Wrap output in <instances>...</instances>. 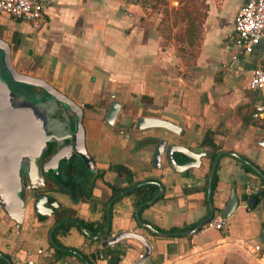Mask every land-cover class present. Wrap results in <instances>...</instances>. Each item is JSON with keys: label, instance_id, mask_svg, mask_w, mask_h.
Masks as SVG:
<instances>
[{"label": "crops", "instance_id": "crops-1", "mask_svg": "<svg viewBox=\"0 0 264 264\" xmlns=\"http://www.w3.org/2000/svg\"><path fill=\"white\" fill-rule=\"evenodd\" d=\"M41 1L43 16L35 25L0 13V37L8 42L11 63L20 71L42 77L74 102L84 103L85 146L101 170L91 174L88 188L76 201L48 189L58 202L54 212L66 207L84 220H100L110 195L107 183L126 184L121 171L108 167L121 163L131 170L133 180L152 176L162 184L160 196L140 211L141 220L159 231L196 223L208 213L210 148L199 141L210 129L222 151L211 193L214 212H219L231 186L239 198L224 224L190 235H151L136 223L131 197L122 195L111 204L108 235L131 228L152 236L159 247L155 264H264V245L258 259L249 251L264 226V195L253 207L246 201L247 192L256 193L264 180L244 170L234 155L245 156L264 173V146L258 142L264 139V118L252 116L254 104L264 99L247 86L252 67L264 58L258 57V50L234 54L230 42L233 14L242 0H203L198 50L190 65L183 64L172 40L162 35L159 17L146 13L140 0ZM111 99L120 109L114 124L107 125L102 115ZM143 114L170 119L181 130L133 128L132 120ZM161 138L204 150L200 166L177 172L163 156L159 167L152 166L153 146ZM54 212L40 226L27 203L22 221L15 224L0 206V252L11 264H119L117 246L111 253L101 251L100 243L88 241L76 225L57 234L63 252L52 249L46 232ZM95 250L102 256L92 257Z\"/></svg>", "mask_w": 264, "mask_h": 264}, {"label": "water", "instance_id": "water-1", "mask_svg": "<svg viewBox=\"0 0 264 264\" xmlns=\"http://www.w3.org/2000/svg\"><path fill=\"white\" fill-rule=\"evenodd\" d=\"M1 67L6 71L8 78L12 81L23 83L26 85H31L40 88L44 92H46L49 96L53 97L64 107L70 110L75 117V128H74V148L80 158L82 159L86 168H92V162L90 157L88 156L85 147H84V134L83 127L80 122L82 110L81 107L66 96L64 93L60 92L58 89L53 87L50 83L44 80L42 77L33 76L27 73L18 72L12 65L10 59V46L8 42L0 37V127L8 128L10 122L20 123L22 122V117L28 118L29 129L32 131L33 129L37 130L38 126V135L30 136L29 142V158L30 165L33 166V150L37 151L39 148L44 145L45 140L47 139V135L45 132V116L46 111L40 108L34 101L29 99H19L17 92L11 89L5 78L1 76ZM120 107V103L114 99H111L105 108V117L104 120L107 124H111L113 119L116 116V113ZM45 114V115H44ZM25 117V118H26ZM134 128L135 129H144L149 127H162L166 130H169L174 133H179L181 130L180 125L176 122L167 119L165 117L159 115H137L134 120ZM262 146H264V139H260L258 141ZM2 148H6L9 150V144L4 143L1 146ZM174 152H179L184 156V160L177 162L174 159ZM222 151H218L209 167V172L206 180V200L208 205V213L200 218L192 227L186 228L183 230L177 231H159L155 229L151 224L143 221L138 216V209L140 207L146 206L147 204L154 201L158 198L162 191V184L157 182V191L153 194V196L149 199L141 201L134 209V217L135 221L138 225L146 228L151 235L152 234H160V235H190L195 232L200 225L208 219L214 209L215 206L211 203V175L212 171L216 165L218 156ZM35 153V154H36ZM205 153L204 150H192L191 148L177 143L166 142L164 139H158V141L153 146L152 156H151V164L154 167L160 166V159L163 156L164 160L168 164V166L177 172L185 173L189 167H198L200 166V157ZM233 153V152H231ZM34 154V155H35ZM234 154V153H233ZM240 161L245 162L249 165L252 170L264 180V173L256 167L252 162L243 158L240 155L234 154ZM18 157L13 154V157L8 161L7 165L4 168H0L1 172L5 173V177H0V206L6 213V215L15 223H20L25 213L26 204L29 203L31 205V210L34 215V218L38 220L39 225H46V220L51 215L55 209L58 208V202L47 192L41 193H33L32 190L26 192L23 196L20 193V185L18 182V174H17V166H18ZM92 171V170H90ZM55 172V171H54ZM146 180H140L139 182L130 185L123 190L119 191L112 197L108 198L105 205V226L102 232L97 234H91L86 231V229L81 226L76 219L73 217H64L57 222H51L48 224L47 228V239L52 247V249L58 247L54 238L52 237V229L61 221H73L77 224L80 232L86 237L88 241H98L102 246V250H105L108 253L112 252L113 247L117 246L118 251L114 254L117 257L119 264H145L148 262L149 264H155L157 257L159 255V247L157 242L152 236H144L137 231H132L131 228L119 229L115 233L108 235V231L110 229V208L111 204L118 197L125 195L129 192L133 187L139 185L140 183ZM248 198H246L247 203L250 206H254L256 197L253 193H248ZM238 196L235 192L234 186H231L229 189L228 197L224 204L220 207L219 213L221 216H228L233 210L236 208L238 203ZM245 200V198L243 199ZM68 230V229H67ZM66 230V231H67ZM65 231V232H66ZM64 233V232H58ZM56 234V239H57ZM126 240H130L133 242H127ZM259 240L262 245H264V226L261 228ZM137 246L138 248H135ZM109 247L110 249H105ZM64 249V248H63ZM100 250L92 251L94 256L101 257ZM75 253L80 254V257L84 260L83 255L75 251ZM0 257L5 261L6 264H11V259L5 255L3 252H0ZM127 257V261L123 262L122 258ZM254 261V259H251ZM85 264H88V261H84ZM256 264V262L254 261Z\"/></svg>", "mask_w": 264, "mask_h": 264}, {"label": "flooded vegetation", "instance_id": "flooded-vegetation-1", "mask_svg": "<svg viewBox=\"0 0 264 264\" xmlns=\"http://www.w3.org/2000/svg\"><path fill=\"white\" fill-rule=\"evenodd\" d=\"M12 65L18 72H22L17 68L15 64ZM1 76L2 78H5L8 86L12 90L14 89L17 92L19 99L32 100L40 108L46 111V121L44 123V126L46 135L48 137L45 140L44 145L39 148L37 153L36 150H33V166H31L29 163L30 136L36 135L38 133V126L36 127L37 130L33 129L32 131H30L28 118L25 116L26 118L22 117V122L20 123V125L16 122H10V124H8V128L0 127V168H4L14 154L16 157H18L17 160H19L17 166V174L18 182L20 185V193L23 196L30 190H32L34 194L46 192L48 189L58 191L57 188L59 183L56 184L55 182H53L52 178L55 176L65 178L67 176L75 175L77 174V166L79 167L80 163L84 165L82 159L74 148V114L66 107H64L63 104H61L53 97L49 96L40 88L10 80L6 74V71L2 67ZM77 104L81 107L82 110L80 122L83 127L84 134L83 108L85 107V105L84 103ZM104 117L105 111L102 115V120L106 123ZM115 119L116 116L111 124H106L113 125ZM134 120H132L131 122L132 126L134 125ZM4 143L9 144V150L1 147ZM84 147L92 162V168H87L89 170H92L90 171V174L100 173L101 170L95 167L94 160L91 154L86 149L85 138ZM0 177H5V173L0 171Z\"/></svg>", "mask_w": 264, "mask_h": 264}, {"label": "built area", "instance_id": "built-area-1", "mask_svg": "<svg viewBox=\"0 0 264 264\" xmlns=\"http://www.w3.org/2000/svg\"><path fill=\"white\" fill-rule=\"evenodd\" d=\"M43 9L44 3L41 0H0V13L29 21L33 25L42 19ZM230 42L234 54L258 50V57L264 58V0L241 1L233 14ZM247 86L257 91L264 99V63L259 61L252 67ZM252 116L264 118V101L254 104ZM223 224L224 217L219 212H213L195 232L207 227L220 228ZM261 246L259 240H255L251 245L249 251L254 259H258V250ZM91 264L95 262L92 261Z\"/></svg>", "mask_w": 264, "mask_h": 264}, {"label": "trees", "instance_id": "trees-1", "mask_svg": "<svg viewBox=\"0 0 264 264\" xmlns=\"http://www.w3.org/2000/svg\"><path fill=\"white\" fill-rule=\"evenodd\" d=\"M140 2L142 5H144V3H143L144 1L140 0ZM204 8H205V4H204ZM203 16H204V12H203L202 18L198 24L199 32L201 31V28H202L201 24H202ZM190 27H191V25L188 26L187 30H186V37L188 38L189 42L191 40V37L195 36V33H196V32H192L191 29L189 30ZM199 38H200V36H199ZM199 144L202 146H206V147L210 148V152L208 153V163H209V167H210L211 161H212L214 155L218 151H220V147L218 145H216L212 140V130L206 129L204 131V133L201 137V140L199 141ZM242 157L246 159L245 156L242 155ZM174 159L177 162H180V161L184 160V156L179 152H174ZM239 163L243 167L244 170L253 171L252 168L249 165H247L245 162L239 160ZM108 166L110 168L115 169V170L121 171L124 174V177L126 180V184L122 187H115L112 184L107 183L108 187L110 188L109 198L112 197L113 195H115L116 193H118L119 191L123 190L124 188L139 182L140 180H146V181H144V182L140 183L139 185L133 187L129 192H127L125 194V195H129L131 197L134 207L137 206L141 201L151 198L153 196V194L157 191V182H160V180L157 177L148 176L144 179L133 180L131 171L127 166H125L121 163H111ZM216 166H217V162H216V165H215V167L212 171V175H211L210 193H212L214 191V189L216 187V182L218 179L217 173H216ZM76 170H77V174H75V175L67 176L65 178L59 177V176H55L52 178L53 182H55L56 184L59 183V185H60V186L58 185L57 190L70 195V197L73 201H76L78 198H81L83 196V193L86 191V189L89 186V177L91 176L90 170L87 169L82 163L79 164V167L77 166ZM253 195L256 197V200H255V203H256L257 198L261 195H264V187L259 188L256 191V193H254ZM243 197H245V196L243 195ZM105 205H106V202H104L102 205V213H101L100 220H84L80 217L75 216L73 213H71L70 208L64 207V208H60L58 211L56 210L54 212L53 222H57V221L61 220L64 217H67V216L73 217L74 219H76L78 221V223L81 226H83L86 229V231L88 233L97 234V233L102 232L104 229V226H105V219H106ZM143 208H144V206L140 207L138 209V216L140 214V211ZM194 224H195V222L190 223L187 226H182V227L169 226L167 228H160V229H161V231H165V232L177 231L180 229H184L186 227L190 228ZM71 225L77 226L76 223H74L73 221H68V220L67 221H61L56 226H54V228L52 229V237L54 238V241L56 243L58 242L56 239V234L58 232H65ZM54 249L55 250L57 249L56 251L59 253L63 252L59 249V247H56ZM94 255H95L94 253H91L92 257H94ZM0 262H1V264H6L5 261L1 257H0Z\"/></svg>", "mask_w": 264, "mask_h": 264}, {"label": "rangeland", "instance_id": "rangeland-1", "mask_svg": "<svg viewBox=\"0 0 264 264\" xmlns=\"http://www.w3.org/2000/svg\"><path fill=\"white\" fill-rule=\"evenodd\" d=\"M145 11L148 14L159 17L158 26L162 35L166 39H171L176 52L185 65L194 62L198 44L199 32L198 24L204 12L202 0H142ZM189 24V25H188ZM192 32H196L191 37L190 42L186 37L187 27L190 26ZM242 63V62H241ZM260 63H264L260 61Z\"/></svg>", "mask_w": 264, "mask_h": 264}]
</instances>
